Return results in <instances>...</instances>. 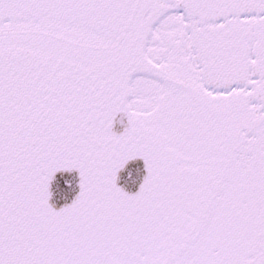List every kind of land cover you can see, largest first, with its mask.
<instances>
[{
    "label": "snow or ice",
    "instance_id": "1",
    "mask_svg": "<svg viewBox=\"0 0 264 264\" xmlns=\"http://www.w3.org/2000/svg\"><path fill=\"white\" fill-rule=\"evenodd\" d=\"M0 264H264V0H0Z\"/></svg>",
    "mask_w": 264,
    "mask_h": 264
}]
</instances>
